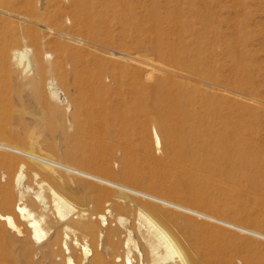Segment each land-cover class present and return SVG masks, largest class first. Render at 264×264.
Masks as SVG:
<instances>
[{
    "label": "rangeland",
    "instance_id": "rangeland-1",
    "mask_svg": "<svg viewBox=\"0 0 264 264\" xmlns=\"http://www.w3.org/2000/svg\"><path fill=\"white\" fill-rule=\"evenodd\" d=\"M107 5L95 45L74 55L64 51L48 64L43 78L57 86V96L29 83L33 74L3 75L13 83L0 87V143L264 234V0ZM149 62L197 80L150 68ZM9 159L15 169L25 165L20 186L46 201L39 181L72 204L100 197L105 208L115 206V215L128 221L144 210L199 264H209L208 257L215 258L213 264H264L262 239L51 172L3 149L1 183ZM99 227L117 225L104 221ZM44 231L37 245L45 241ZM125 238L118 234L121 243ZM13 253L21 264L15 248ZM66 256L59 255L56 264H64ZM70 256L79 264L78 247Z\"/></svg>",
    "mask_w": 264,
    "mask_h": 264
},
{
    "label": "bare ground",
    "instance_id": "bare-ground-1",
    "mask_svg": "<svg viewBox=\"0 0 264 264\" xmlns=\"http://www.w3.org/2000/svg\"><path fill=\"white\" fill-rule=\"evenodd\" d=\"M109 1L0 0V87L12 85L13 82L5 80L3 75L7 71H13L17 74L23 73L24 77L33 74L34 77L29 79V83L37 88L46 86L52 95L58 93L53 81L43 78L48 64L52 62L53 57L58 58L64 51L74 55L88 44L95 45L94 40L101 32L103 14L108 8ZM110 54L114 58L115 54L124 56L118 52ZM128 58L136 60L131 55ZM146 65L197 80L186 71L163 68L162 65L161 67L150 62ZM106 70L107 67L103 66V71ZM158 136L155 134L154 137L157 145L160 143ZM0 149L20 154L29 162L51 172L63 171L264 240V234L259 232L112 182L41 154L37 155L2 143ZM15 165L12 159L8 160L6 178L3 183L0 182V262L6 260L11 264H19L17 256L13 253L15 248L21 264H56V259L61 254H67L64 264H74L70 255L78 247L79 264H199L190 252H181L167 233L154 223L144 210L137 209L135 219L128 221L115 215V206L105 208L100 197L85 204H72L48 183L39 181V189L46 190L49 196V200L46 201L40 192H32L26 185L20 186L21 171L25 165L20 164L18 169H15ZM33 174L36 177V174ZM104 221L107 225H113L114 222L117 227L112 226L103 230L99 226ZM44 230L47 237L43 243L37 245L36 241L45 235ZM121 233L126 237L125 243L118 239V234ZM132 234L138 237L139 244L132 241ZM215 261V258H207L209 264Z\"/></svg>",
    "mask_w": 264,
    "mask_h": 264
}]
</instances>
